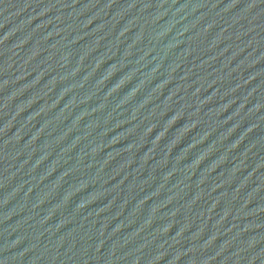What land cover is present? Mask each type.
<instances>
[{
	"label": "water",
	"instance_id": "obj_1",
	"mask_svg": "<svg viewBox=\"0 0 264 264\" xmlns=\"http://www.w3.org/2000/svg\"><path fill=\"white\" fill-rule=\"evenodd\" d=\"M0 264H264V0H0Z\"/></svg>",
	"mask_w": 264,
	"mask_h": 264
}]
</instances>
